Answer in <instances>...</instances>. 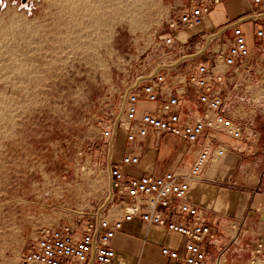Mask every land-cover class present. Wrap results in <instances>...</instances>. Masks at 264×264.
<instances>
[{
	"label": "built area",
	"instance_id": "2783aa9c",
	"mask_svg": "<svg viewBox=\"0 0 264 264\" xmlns=\"http://www.w3.org/2000/svg\"><path fill=\"white\" fill-rule=\"evenodd\" d=\"M235 0H192L151 41L136 70L124 79L117 110L100 123L106 145L124 134L127 151L109 164L107 195L73 223L34 232L17 264H113V238L140 222L178 236L180 247L159 250L165 264H227L228 255H249L264 264V238L241 246L240 227L228 241L185 198L202 171L226 155L253 154L264 114V0H241L246 9L214 26L209 14ZM152 133L176 137L200 149L188 170L136 175L140 144ZM112 145V144H111ZM110 145V146H111ZM264 175V172L263 174ZM259 192V191H258ZM231 263V262H230Z\"/></svg>",
	"mask_w": 264,
	"mask_h": 264
},
{
	"label": "rangeland",
	"instance_id": "374dc122",
	"mask_svg": "<svg viewBox=\"0 0 264 264\" xmlns=\"http://www.w3.org/2000/svg\"><path fill=\"white\" fill-rule=\"evenodd\" d=\"M191 1L0 0V264H17L37 229L73 223L106 197L100 123Z\"/></svg>",
	"mask_w": 264,
	"mask_h": 264
},
{
	"label": "crops",
	"instance_id": "0c3cea01",
	"mask_svg": "<svg viewBox=\"0 0 264 264\" xmlns=\"http://www.w3.org/2000/svg\"><path fill=\"white\" fill-rule=\"evenodd\" d=\"M236 3L246 9L241 0L219 5L209 14V23L217 26L232 19L225 11L227 5ZM256 125L259 138L253 148L254 155L232 151V143L226 140V155L204 168L200 181L190 186L185 198L186 203L199 210L218 231L221 244L227 243L231 224L240 227L243 234L240 236L241 246L252 247L258 239L264 238V114ZM102 143L97 149L104 155L107 170L110 163L119 164L122 154L127 151L124 134L119 133L113 143ZM184 149L176 137L164 135L156 140L149 133L140 144L138 166L125 168V171L136 175H158L170 169L183 172L193 164L200 146L192 145L188 152ZM161 233L165 235L164 246L158 242ZM181 241L174 234L155 227L148 228L137 221L127 224L123 232L111 241L115 251L113 264H165L159 253L160 248L180 247ZM244 257L248 258L249 255L244 252L236 257L231 252L228 261L240 264Z\"/></svg>",
	"mask_w": 264,
	"mask_h": 264
},
{
	"label": "bare ground",
	"instance_id": "6f19581e",
	"mask_svg": "<svg viewBox=\"0 0 264 264\" xmlns=\"http://www.w3.org/2000/svg\"><path fill=\"white\" fill-rule=\"evenodd\" d=\"M112 1V0H111ZM132 3H134V2H132ZM129 8H131V7H129ZM93 9V8H92ZM91 10V9H90ZM94 10V9H93ZM100 10V9H99ZM92 12V11H91ZM95 17V16H94Z\"/></svg>",
	"mask_w": 264,
	"mask_h": 264
}]
</instances>
